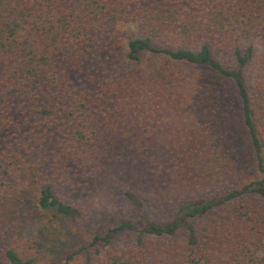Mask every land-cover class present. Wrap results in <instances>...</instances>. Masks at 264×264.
I'll return each instance as SVG.
<instances>
[{"label": "trees", "instance_id": "obj_1", "mask_svg": "<svg viewBox=\"0 0 264 264\" xmlns=\"http://www.w3.org/2000/svg\"><path fill=\"white\" fill-rule=\"evenodd\" d=\"M77 260L264 264V0H0V264Z\"/></svg>", "mask_w": 264, "mask_h": 264}, {"label": "rangeland", "instance_id": "obj_2", "mask_svg": "<svg viewBox=\"0 0 264 264\" xmlns=\"http://www.w3.org/2000/svg\"><path fill=\"white\" fill-rule=\"evenodd\" d=\"M119 29L122 31L123 36L131 35V33H132V27L129 25L128 26L127 25H120ZM188 72H191V70H188ZM193 73H195V72H193ZM97 202H95L93 207H92V209H93L92 215L95 216L96 219L103 220L105 215L108 213L107 209L112 207V206H111V204L107 203L106 200L105 201L101 200V202H99V200H98ZM68 224H66V226ZM66 228H67L68 232H69V230L72 229L71 225L67 226ZM83 237H85V235L82 233V230H81V233H79L78 235H72L71 236L68 233L67 236H64V239L61 242H55L52 239H50V244H51V246L56 247V250L60 256H63L66 253H69L71 251L76 250L82 244V242H84ZM71 264H81V262H80V260H77Z\"/></svg>", "mask_w": 264, "mask_h": 264}]
</instances>
